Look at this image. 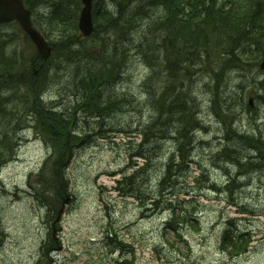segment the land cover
<instances>
[{
  "label": "trees",
  "instance_id": "trees-1",
  "mask_svg": "<svg viewBox=\"0 0 264 264\" xmlns=\"http://www.w3.org/2000/svg\"><path fill=\"white\" fill-rule=\"evenodd\" d=\"M101 1L93 2L94 31L88 37H79L77 19L81 0H23L31 11L32 24L51 46V55L46 60L40 58L17 22L0 24V27L5 25L11 29L0 31V168L16 154L18 132L31 126L50 147L41 167L34 172L37 178L33 186H36L37 200L54 212L53 220L69 194L67 168L75 143H78L73 140L74 116L80 113L88 120L113 101L124 103L132 90L140 85L144 87L145 108L141 109L143 112L135 129L144 130L148 135L133 142L129 162L119 171L122 175L116 180L114 190L119 195L134 197L141 214L148 216L164 209V194L168 195L167 201L171 204L179 193L190 195L211 184L215 187L209 176L203 178V175H209V168L205 158L201 161L200 156L192 163L202 170L201 176L194 177L192 184L179 183L180 179L170 176L171 168L178 163H175L177 157L178 161L181 158L180 162H184V148L193 138L189 123H180L170 117L176 108L181 110L183 107L186 116L192 109L200 111L203 108L200 99L191 103L187 100L195 94L194 82L181 84L182 76L190 77L198 68L187 62L178 84L175 82L173 87L167 85L161 89L156 82L164 81L165 77L155 74L154 70H162L182 59H195L199 63L213 56L211 60L221 62L223 66L218 64L207 71L212 79L199 85H205L201 97L208 99L209 107L224 110L235 103L240 94L236 92L235 97H227V93L235 92V88H227L224 83L228 71L243 70L246 74L242 73V83L249 81L253 101L256 99L259 107L264 108V77H256V73H261L258 62L264 57V0H111L116 5L113 10L104 5L101 8ZM36 4H39L38 8ZM45 4L48 13L44 11L41 17L36 16L35 9L44 10ZM14 25L18 27L16 30L12 29ZM22 39L29 42L31 49L26 51L20 47ZM129 41L134 43L132 49L126 46ZM211 60L203 65L210 64ZM135 65L139 72L134 81ZM62 69H65L69 90L61 95L62 100L58 103L50 97L46 99L44 91ZM182 86L186 87L180 88ZM6 93L13 102L10 106L2 103ZM166 120H171L172 131L158 135L156 127ZM231 127L225 126L226 139L237 138L226 141L217 153V159H210L215 167L224 161L238 171L246 165L249 169L251 165H263L264 170V131L236 129L231 135ZM168 133H173L176 141L170 147L172 153L176 152L167 166L170 174L166 171L160 178L143 179L149 171L142 157L154 161ZM246 144L255 157L246 156ZM135 158L142 159L143 164L138 165ZM48 166L50 168L46 169ZM127 167L133 168L130 173ZM237 179L231 173L225 191L231 193ZM191 214L192 211L178 217L172 213L170 219L164 221L165 229L180 234L179 226L188 223ZM231 230L230 225L225 226L222 248L231 254L247 251L252 242L250 233H233ZM116 236V232L110 230L105 239L117 240ZM49 255H43L40 264H47ZM122 256L117 259V264H135L134 256Z\"/></svg>",
  "mask_w": 264,
  "mask_h": 264
},
{
  "label": "rangeland",
  "instance_id": "rangeland-1",
  "mask_svg": "<svg viewBox=\"0 0 264 264\" xmlns=\"http://www.w3.org/2000/svg\"><path fill=\"white\" fill-rule=\"evenodd\" d=\"M100 4L101 8L102 5L112 10L116 7L111 0H103ZM34 12L38 17L45 13L38 9ZM17 28L16 25L12 27L14 30ZM6 30L11 29L5 25L0 27V31ZM78 36L82 37L80 31ZM20 47L26 51L31 49L29 42L23 39ZM218 64L223 66L221 62L211 60L206 66L202 64L201 69L209 71ZM135 66L134 81L139 72V67ZM64 72L65 69L60 70L53 84L44 91L46 99L50 97L59 103L61 95L68 92ZM242 73L246 74V71H228L224 86L235 88V92L227 93V97H235L236 92L245 93L243 96L247 102L248 97H254V94L248 92L247 80L245 88L238 85L244 80ZM259 76L263 78L264 71L256 73V77ZM193 85L201 87L196 83ZM204 102L202 111H205L207 129L197 135L202 140L213 141L216 146L221 137V127L214 125L217 120L208 112L211 107L206 99ZM253 106L254 113L246 111V115L238 121L241 131H256L257 126L264 131L263 108L255 101ZM131 115L133 122L127 128L129 131L112 132L107 137L89 131L87 133H93L90 137L94 141L75 144L67 168L69 194L63 200L64 207L55 225L54 237L51 225L55 214L37 200L36 186H33L37 178L34 172L41 167L48 148L31 126L18 132L16 154L0 168V231L3 241L0 264H36L40 245L45 240L53 248L47 264H117L121 253H110L106 246L105 237L110 230L116 232L121 246H126L127 251H135V264H264L263 168L253 170L246 165L238 171L224 161L215 167L214 162L207 158L206 150L198 148V156L201 161L205 158L209 168V175H203V178L209 176L215 185L221 187L220 191H215L211 184L202 190H195L194 194L179 193L173 198L179 207L177 211L180 212V207L186 205V211H192V214L188 223L179 226L180 234L167 231L163 226L169 214L167 209L142 215L134 197L119 195L114 190L116 180L122 175L119 171L129 162L132 135L135 134L131 129L137 127L141 118L136 113ZM110 124L113 122L110 121ZM139 139L137 137L136 141ZM247 152V156L253 155L250 150ZM137 163L142 165L143 160L138 158ZM132 169L127 167V172ZM190 171V175L180 179L181 183L192 184L194 177L201 176L202 170L195 163L191 162ZM113 172L116 173L112 175ZM231 173L243 178L236 180L229 193L224 185ZM167 196L164 194L163 207ZM226 225H230L233 233H250L252 242L247 251L231 254L222 248L221 236ZM127 256L131 258L132 254Z\"/></svg>",
  "mask_w": 264,
  "mask_h": 264
},
{
  "label": "bare ground",
  "instance_id": "bare-ground-1",
  "mask_svg": "<svg viewBox=\"0 0 264 264\" xmlns=\"http://www.w3.org/2000/svg\"><path fill=\"white\" fill-rule=\"evenodd\" d=\"M36 7H39V4H36ZM48 5L45 4L44 5V11L46 13H48L47 10ZM43 11V10H40ZM126 46L130 49H132L134 47V43L129 41L126 43ZM213 57V56H212ZM208 58V59H213V58ZM208 59H203L202 62H197V60L192 59L191 61H188L187 59H182V60H178V62H174L172 64H170L168 67L162 69V70H154L155 74H160L162 76H164V81L162 82H156V85L161 89V88H165L167 85H169L170 87L172 83L176 82V85L178 84V78L181 75V72H183V68L186 66V63H190L193 66H196L198 68V70L196 71V73H194L192 76L190 77H183L182 76V82L181 84H186L189 82H194L197 85H201L203 83H205L208 79H212V75L210 73H208L206 70L201 69V65L204 62H207ZM250 72V71H249ZM248 81V80H247ZM240 86L242 88L246 87V83L244 82V86L242 85V82H240ZM49 86V85H48ZM154 86H155V82H154ZM180 86V85H179ZM208 86V85H206ZM186 86H182L180 88H185ZM189 87V86H187ZM204 86L202 87H198V88H193V91L195 92L193 98L187 99L189 101V103H191L192 101H197L200 99V103L201 106L204 107L205 105V99L208 102V99L205 97H201L204 91ZM248 87L250 89V83L248 81ZM144 87L142 85L137 86L134 90H132V92L129 94L128 96V100H126L124 103L122 104H118L117 102L113 101L110 103V105L105 108V109H99L98 112L96 113V116L90 117L88 120H85L84 116H82L80 113L74 116L73 118V124H74V130H75V137L73 138V140H75L76 142H91L94 141V139L92 137H90V135H92L93 133H95L96 135H100L101 137H107L109 136L110 133L115 132V134L120 133H125L129 130H127V128H130V124L131 122H133V118L131 113H136V115H140V113L143 112L144 108H143V103L145 101V94H143L144 92ZM252 91V90H251ZM250 91V92H251ZM249 92V91H248ZM240 94V93H239ZM245 93L240 94V96H237V99L235 101L234 104L231 105L230 108H226L224 110H220V109H211L208 112L214 117L216 118V122H214V125L217 127H221V137L219 138L218 144L215 146L213 141H207V140H202L201 137L199 138V136L197 134H199L198 132H200L203 129H207V127L205 126V121H204V116H205V111H202V109H200V111H195L192 109V111L190 110V114L189 116H186L184 114V108L181 107L180 108H176L173 111V114L171 115V120H175L177 122L180 123H189L191 125V133L193 135L192 138V142L189 144H187L184 148L185 152L183 154V161L184 162H180L181 158H179L178 161V157H177V161L171 169V178L172 179H182V177L186 176V175H190L191 171L189 173L190 168V164L193 161V159H195L198 156V148H203L206 150L207 152V158L209 159H217L218 156L217 153L221 151V149L224 147L226 141H234L236 140V136L235 137H229L228 139H226V128L225 126H232L231 127V135L235 134L233 131H236V129L238 128V121L241 117L246 115V111H248L249 113H254L253 109V102L255 101V103L257 105H259V103H257L256 99L253 102H250L249 99H251L252 96L248 97V100L246 102V97L244 98ZM244 98V99H243ZM11 97L10 95H8V93H6V96H3L2 99V103H5L6 105L10 106L13 104V102H11ZM198 104V102H197ZM250 106H249V105ZM247 105V107H246ZM200 106V107H201ZM143 108V110L141 111V109ZM141 111V112H140ZM264 111V108H263ZM171 120H166L164 121L162 124H159L158 127H156L157 130V134H162L163 131H172V125H171ZM110 121L113 122V124H110ZM256 129H259V127L257 126ZM133 131V133H135L134 135H132V137L134 139H132V144L133 142H137L136 138L139 137L141 138L142 136L148 135L147 132H145L144 130H136L135 128L131 129ZM89 131H93V133H87ZM136 136V137H135ZM87 138L89 139V141L87 140ZM140 140V139H139ZM175 138L173 137V133H168L166 134V139H164L162 141V150L160 151V154H158V156H156L155 160L152 162H149L148 159H146L145 157H142V159L144 160V162H147V170L149 172H147V176L143 179H157L162 177L165 173L169 172L170 174V170L167 171V166L170 163V159H172L175 155V153H172V151L170 150V146L171 144H175ZM46 146L48 148V143H46ZM76 144V143H75ZM18 144L15 145V151L17 150ZM182 147V146H181ZM50 148V147H49ZM48 148V149H49ZM180 150V149H179ZM248 151V147L246 144V156L247 154H249ZM251 151V150H250ZM253 155L249 156L251 158L255 157L256 155L251 152ZM180 155V153H178ZM138 159V158H135ZM137 161V160H136ZM263 165H261L260 167H256V166H250V169L255 170L256 168H261ZM189 170H188V169ZM231 168V167H230ZM188 170V171H187ZM167 171V172H166ZM238 179H242L243 176H237ZM227 181V180H226ZM179 183H181V181H179ZM220 186L215 185L216 190L215 191H220L219 189ZM221 188V187H220ZM225 190H228L226 188V186L224 185ZM159 199V198H155ZM161 200V198H160ZM176 203H169L166 199V203L164 204V209L163 210H168L169 214L167 216V218L165 220L170 219L171 214H177V216L179 217L180 215H184L187 214L188 212L186 211V209H188V207L186 205H182V207H180V212L177 211V207ZM162 209H160L161 211ZM177 217V218H178ZM172 218H174V216H172ZM163 226L165 227V223L163 222ZM1 231H0V246L3 244L2 241V237H1ZM52 235V234H51ZM53 236V235H52ZM106 240V246L109 248L110 253L112 252H118L121 253L117 259H122L123 256L126 258H129L127 255L132 254V257L135 254V251L130 252L127 251L125 249L126 246H121L122 244L119 243L117 240H112L110 241L109 239H105ZM2 246L0 247V254L2 253ZM53 249V248H52ZM51 246L50 243L48 242V240L43 241V243L40 245V256L39 259L37 260L36 264H40L41 260L40 258L45 255V254H51ZM50 256V255H49ZM131 257V258H132ZM135 259V256H134Z\"/></svg>",
  "mask_w": 264,
  "mask_h": 264
},
{
  "label": "water",
  "instance_id": "water-1",
  "mask_svg": "<svg viewBox=\"0 0 264 264\" xmlns=\"http://www.w3.org/2000/svg\"><path fill=\"white\" fill-rule=\"evenodd\" d=\"M92 1L93 0H81L82 8L78 19V27L85 36L91 34L93 31ZM13 20L20 23L22 29L30 36L33 43L36 45L40 56L47 59L50 56L51 48L44 37L33 28L30 11L25 8L22 0H0V23ZM260 68L264 69V59L260 64ZM60 212L61 210L59 214ZM54 231L55 230H53V234Z\"/></svg>",
  "mask_w": 264,
  "mask_h": 264
}]
</instances>
